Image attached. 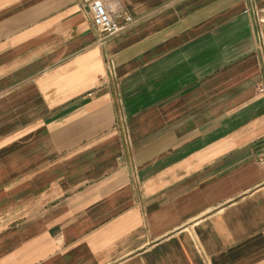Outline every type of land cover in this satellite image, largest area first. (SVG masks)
I'll return each mask as SVG.
<instances>
[{"label": "crops", "instance_id": "0c3cea01", "mask_svg": "<svg viewBox=\"0 0 264 264\" xmlns=\"http://www.w3.org/2000/svg\"><path fill=\"white\" fill-rule=\"evenodd\" d=\"M104 1L0 0V264H264V0Z\"/></svg>", "mask_w": 264, "mask_h": 264}, {"label": "built area", "instance_id": "2783aa9c", "mask_svg": "<svg viewBox=\"0 0 264 264\" xmlns=\"http://www.w3.org/2000/svg\"><path fill=\"white\" fill-rule=\"evenodd\" d=\"M89 4V9L86 10L87 13L92 15L93 23L95 27L101 33L100 39L103 41L105 38L115 34L120 31L126 22L132 20V15L127 13L119 12L117 9L113 8L104 0H85ZM253 1V0H252ZM254 9L256 6L253 4ZM124 17L125 23H121L118 20V17ZM260 24V22H258ZM256 50L259 52L261 58V68H262V78L258 83L260 91H264V32L261 26H258L257 30V41H256ZM107 74L111 77L117 76L116 63L113 58H107ZM117 127L122 129L123 136L128 143L130 139V134L128 132L127 126L122 122L118 124Z\"/></svg>", "mask_w": 264, "mask_h": 264}]
</instances>
